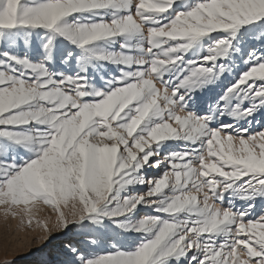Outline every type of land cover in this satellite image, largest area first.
<instances>
[{
    "label": "snow or ice",
    "instance_id": "snow-or-ice-1",
    "mask_svg": "<svg viewBox=\"0 0 264 264\" xmlns=\"http://www.w3.org/2000/svg\"><path fill=\"white\" fill-rule=\"evenodd\" d=\"M0 206L55 264H264V0H0Z\"/></svg>",
    "mask_w": 264,
    "mask_h": 264
},
{
    "label": "rangeland",
    "instance_id": "rangeland-1",
    "mask_svg": "<svg viewBox=\"0 0 264 264\" xmlns=\"http://www.w3.org/2000/svg\"><path fill=\"white\" fill-rule=\"evenodd\" d=\"M242 70H244L243 65L236 71L239 72ZM230 79L231 77L226 75L214 92H218L226 87ZM212 94L204 93L200 95L197 107L202 109ZM253 130L258 129L254 127ZM148 174L158 175L159 172L150 169ZM137 190L143 191L144 189L138 186ZM224 206H226V202ZM40 209L38 212L40 218L52 214L50 209L45 208L43 205L40 206ZM144 211V209H141L142 213ZM74 231V229L70 228L67 232L60 234L56 230H53L51 238L44 242L40 240L43 231L36 227L35 222L31 227L27 224L21 225L19 217L6 216L0 210V264H4L6 260L10 261L11 264H55L57 250L61 242L70 237Z\"/></svg>",
    "mask_w": 264,
    "mask_h": 264
}]
</instances>
